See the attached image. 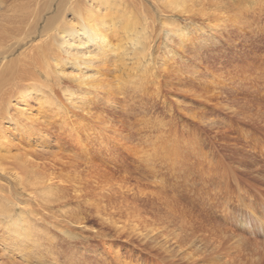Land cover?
<instances>
[{
  "label": "rangeland",
  "instance_id": "rangeland-1",
  "mask_svg": "<svg viewBox=\"0 0 264 264\" xmlns=\"http://www.w3.org/2000/svg\"><path fill=\"white\" fill-rule=\"evenodd\" d=\"M128 1L147 33L131 43L119 25L110 90L71 109L53 86L55 122L33 147L8 133L0 162L26 155L53 178L57 219L35 208L31 235L8 244L0 229V264H264V0ZM7 176L0 194L26 199L30 183Z\"/></svg>",
  "mask_w": 264,
  "mask_h": 264
},
{
  "label": "bare ground",
  "instance_id": "bare-ground-1",
  "mask_svg": "<svg viewBox=\"0 0 264 264\" xmlns=\"http://www.w3.org/2000/svg\"><path fill=\"white\" fill-rule=\"evenodd\" d=\"M128 2V0H0V133H4L0 134L1 160L7 157L11 159V155L6 153L12 147L8 134L10 130L14 129V132L26 142L31 140L30 146L33 147L37 137L49 130L48 124L55 122L51 110H54L53 106H58V103L56 98L51 101L42 98L47 94V89L53 92V86H60L67 102L65 104L71 109H85L90 106L93 96L89 94L94 93L93 91L110 90L103 68L108 69L106 62L118 57L124 46L122 40L115 42V36L121 34L119 25L123 30L122 36L128 38L131 43L135 38L131 35L127 37L126 33L133 32L136 34L135 37L139 38L141 35L144 37L143 32H146L145 29H137ZM166 31L161 32L166 34ZM19 49L21 51L13 57ZM56 95L53 94V97ZM55 113L57 114L56 111ZM18 160H20L18 164H14L10 171L9 167L0 162L1 178H7L9 175L11 181H16L17 185L25 181L30 183V187L24 190L29 192L26 199L22 200L16 196V204L11 199L14 197L12 193L15 192L13 186L8 190L11 191L8 197L0 194V229L4 228L6 236L4 235L3 242L7 244L11 241L19 242L20 238L27 239L31 235L33 227L38 225L35 220L39 210L35 208H42L43 213L47 214L44 218L57 219L45 211V208L55 202L52 195L55 194L57 186L53 178L37 180L34 167L27 165L31 164L29 158L24 155ZM22 161L25 164H19ZM25 165L27 169H24ZM21 171L26 174L20 175ZM12 174L15 178L10 176ZM37 193L40 194L38 198ZM18 205L21 206H19L21 210L16 212ZM5 218L8 219L5 221ZM231 235H220V238L227 242L231 240L234 247L240 246V251L244 254V240L236 238L234 234ZM166 242L167 238L160 242L163 250L180 253L173 249L174 247L167 246ZM198 250L194 249L192 254L185 253L184 258H192Z\"/></svg>",
  "mask_w": 264,
  "mask_h": 264
}]
</instances>
